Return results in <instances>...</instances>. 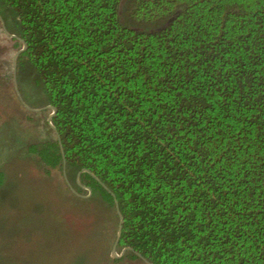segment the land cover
<instances>
[{
	"label": "trees",
	"instance_id": "obj_1",
	"mask_svg": "<svg viewBox=\"0 0 264 264\" xmlns=\"http://www.w3.org/2000/svg\"><path fill=\"white\" fill-rule=\"evenodd\" d=\"M0 14L27 43L17 71L57 109L60 138L28 149L47 174L64 154L119 227L118 201L117 249H132L114 262L264 264V0H0Z\"/></svg>",
	"mask_w": 264,
	"mask_h": 264
},
{
	"label": "rangeland",
	"instance_id": "obj_2",
	"mask_svg": "<svg viewBox=\"0 0 264 264\" xmlns=\"http://www.w3.org/2000/svg\"><path fill=\"white\" fill-rule=\"evenodd\" d=\"M122 17L136 24L127 3ZM16 52L0 29V170L6 174L0 187V264H146L114 262L116 209L97 202L86 188L80 201L62 170L47 174L29 151L30 144L55 138L49 122L53 111L43 109L47 100L27 73L17 71L15 81ZM18 90L30 106L41 110L27 109Z\"/></svg>",
	"mask_w": 264,
	"mask_h": 264
},
{
	"label": "water",
	"instance_id": "obj_3",
	"mask_svg": "<svg viewBox=\"0 0 264 264\" xmlns=\"http://www.w3.org/2000/svg\"><path fill=\"white\" fill-rule=\"evenodd\" d=\"M0 20H1V22H2L3 30H4V32L6 33V35H8V36H10V37H15V38L19 39V40L22 42V44H23V47H22L21 49H19V50L15 53V56H14V59H13V64H14V78H15V81H16V79H17V60H18V56H19V55H20V54H21V53L27 48V43H26V41H25L23 38L17 36L16 34L11 33V32L8 30V28H7V26H6V23H5L4 19H3V17L1 16V14H0ZM18 94H19V97H20L21 102L23 103V105H24L27 109H29V110H31V111H39V110H41L40 108H34V107L30 106V105L24 100V98L22 97V95H21V93H20L19 90H18ZM47 108H48V109H51V110L53 111L52 114H51L50 117H49V122H50L51 127L56 131L58 137L60 138V135H59V132H58L57 128H56L55 125L52 123V119H53L54 115L56 114L57 109H56L55 106H53V105H51V104H49V105L43 107V109H47ZM63 157H64V177H65L67 183L69 184V186L71 187V189H72L75 193H77L78 195H81V194H79V193L75 190V188L72 186V184H71L70 181H69V178H68V175H67V172H66V160H65V155H64V154H63ZM83 171H89V170H88V169H83ZM83 171H82V172H83ZM89 172H90V171H89ZM90 173H91V172H90ZM80 174H81V172L79 173V175H80ZM79 175H78V177H77V182H78L81 186L86 187V186H84V185L80 182ZM92 175L95 176L93 173H92ZM104 186L108 189V187H107L106 185H104ZM87 189H89V191L91 192V188H90V187H87ZM108 190H109V189H108ZM109 191H110V190H109ZM81 196H83V195H81ZM83 197H85V196H83ZM116 208H117V212H118L119 217H120V223H119V227H118V235H117L116 241H115L114 246H113L112 254H113V256H114L115 258H119V257H121V256L124 255V253L126 252V250H128V249H132V248H131V247H127V248H124V249L122 250L121 254H118V253H117V247H118V243H119L120 236H121V234H122V229H123L124 216H123L122 213H121V210H120L119 205H118V201H116ZM138 255H139V256H140V257H141V258H142L147 264H153V263L150 262L148 259H146L144 256H142L140 253H138Z\"/></svg>",
	"mask_w": 264,
	"mask_h": 264
}]
</instances>
